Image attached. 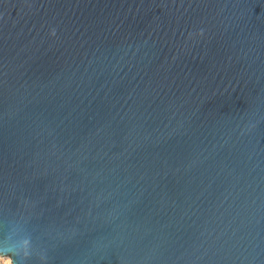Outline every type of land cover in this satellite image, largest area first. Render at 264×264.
Wrapping results in <instances>:
<instances>
[{
	"label": "water",
	"instance_id": "water-1",
	"mask_svg": "<svg viewBox=\"0 0 264 264\" xmlns=\"http://www.w3.org/2000/svg\"><path fill=\"white\" fill-rule=\"evenodd\" d=\"M0 248L264 264V0H0Z\"/></svg>",
	"mask_w": 264,
	"mask_h": 264
},
{
	"label": "rangeland",
	"instance_id": "rangeland-1",
	"mask_svg": "<svg viewBox=\"0 0 264 264\" xmlns=\"http://www.w3.org/2000/svg\"><path fill=\"white\" fill-rule=\"evenodd\" d=\"M10 255H0V264H13L12 257Z\"/></svg>",
	"mask_w": 264,
	"mask_h": 264
},
{
	"label": "clouds",
	"instance_id": "clouds-1",
	"mask_svg": "<svg viewBox=\"0 0 264 264\" xmlns=\"http://www.w3.org/2000/svg\"><path fill=\"white\" fill-rule=\"evenodd\" d=\"M14 252L13 250L7 249V248H0V254H5V253H12ZM11 258V257H9ZM15 264V261L13 262Z\"/></svg>",
	"mask_w": 264,
	"mask_h": 264
}]
</instances>
